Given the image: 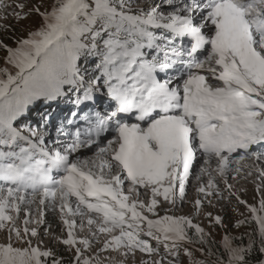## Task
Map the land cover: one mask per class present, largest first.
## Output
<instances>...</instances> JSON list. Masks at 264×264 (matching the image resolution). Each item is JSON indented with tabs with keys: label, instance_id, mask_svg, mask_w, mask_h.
I'll list each match as a JSON object with an SVG mask.
<instances>
[{
	"label": "snow or ice",
	"instance_id": "obj_1",
	"mask_svg": "<svg viewBox=\"0 0 264 264\" xmlns=\"http://www.w3.org/2000/svg\"><path fill=\"white\" fill-rule=\"evenodd\" d=\"M9 32L0 264H264V0H0Z\"/></svg>",
	"mask_w": 264,
	"mask_h": 264
},
{
	"label": "rangeland",
	"instance_id": "obj_2",
	"mask_svg": "<svg viewBox=\"0 0 264 264\" xmlns=\"http://www.w3.org/2000/svg\"><path fill=\"white\" fill-rule=\"evenodd\" d=\"M33 22H34V18H33V20L24 21V22L22 23V25L17 26V25H15L14 21H11V20L8 21V23L14 25L16 35H20V34L22 33V31H23V26H24V25H30V24H32ZM5 35H8V36L6 37ZM11 35H12V34H11L10 32H9V33H3V34H0V36H2V38H3V36H4L6 39H7L9 36H11ZM52 110H53V111H56L55 106H53V109H52ZM57 114L59 115V113H57ZM53 135H55L54 132H53ZM246 187L248 188V192H247V194L244 196V198L247 199V200H249V202H251V201H252V197H253V195H258V194H257V193H254V191H253V186H252L250 183L247 184ZM194 195H195L194 190H191V189H190V190H189V193H188L189 203H185V204L183 205V208H182V211H183V212H187V211H189V209H190V207H191L190 201H191V198H192ZM241 210H242V209H241ZM226 216H227L228 219H233V214L231 213L230 210H226ZM47 219H48L49 223L52 224V228H53V230H57V231H58L57 217H56L54 214L49 213V214L47 215ZM162 251H163V250H162ZM64 255H65V258L67 259V257H68L69 254H68V253H64ZM185 259H186V258H185Z\"/></svg>",
	"mask_w": 264,
	"mask_h": 264
},
{
	"label": "trees",
	"instance_id": "obj_3",
	"mask_svg": "<svg viewBox=\"0 0 264 264\" xmlns=\"http://www.w3.org/2000/svg\"><path fill=\"white\" fill-rule=\"evenodd\" d=\"M6 37L8 36V35H5ZM3 38H5L4 36H3ZM6 39V38H5Z\"/></svg>",
	"mask_w": 264,
	"mask_h": 264
}]
</instances>
